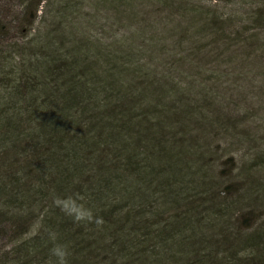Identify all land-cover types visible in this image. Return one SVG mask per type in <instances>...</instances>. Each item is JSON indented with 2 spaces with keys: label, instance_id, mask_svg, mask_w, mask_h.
<instances>
[{
  "label": "trees",
  "instance_id": "trees-1",
  "mask_svg": "<svg viewBox=\"0 0 264 264\" xmlns=\"http://www.w3.org/2000/svg\"><path fill=\"white\" fill-rule=\"evenodd\" d=\"M194 1L0 0V264H264V161L203 80L264 67V0Z\"/></svg>",
  "mask_w": 264,
  "mask_h": 264
},
{
  "label": "rangeland",
  "instance_id": "rangeland-1",
  "mask_svg": "<svg viewBox=\"0 0 264 264\" xmlns=\"http://www.w3.org/2000/svg\"><path fill=\"white\" fill-rule=\"evenodd\" d=\"M194 2L204 8H208L207 6L212 7L210 5L214 4V2L208 0H196ZM213 7H215V5ZM228 7L230 6L228 5L226 9ZM140 8L146 12L149 11V9L154 8V5L150 4V2L149 3L147 2V3H143L140 6ZM84 9L86 11L89 10L88 7H85ZM217 10L219 11V8H217ZM122 13L121 15H118L116 19H109V20H106L104 18L99 19V21L94 25V28H96L97 31L99 30L105 31L106 27H108V25L112 23L115 27L114 29L119 28L118 30L115 31L118 36L129 35V31L126 30L125 26L131 24L133 25L134 21H136L137 18L134 16L129 18L125 12L123 14ZM159 30L157 29V32ZM170 31L175 37L180 36L182 34V32L177 30L171 29ZM205 32L207 33L206 35L205 33L202 34V32H200L201 36H197L196 38L199 39L197 43L200 46H203L207 43L210 44L211 39L213 37L212 31H209V29L206 30ZM263 35L264 33H262L261 36L263 37ZM114 36L116 37V35ZM161 36L162 38H164V41L166 42L164 44L166 45L170 44V48H171L172 47L171 40L173 39V37L170 36V34L168 35L161 34ZM185 44L186 42L180 44L179 48L172 51L173 55L176 58L188 50L187 47L189 46V44L188 46ZM210 47L207 48L208 52H210L211 49ZM235 48L241 49L237 47V45H235L234 43L230 44V49H235ZM219 50L211 51L207 57V60L204 61V65L206 67H215L217 72L221 71L222 69H226L225 67L227 65L225 64L228 61L230 62V60H228L229 49L223 52L222 55H219L221 53ZM253 50L252 52L251 50H248L246 54L252 55L253 53H259V50H257L256 48H254ZM240 64L237 65L240 68L236 67L235 69L228 70V72L231 71L234 72V76L232 79H229L231 78L229 75L228 78L227 76L224 75H221L222 77L220 75L218 76L217 72L216 73L207 72L203 75V80L207 81V83L216 82L220 84L221 88H225L226 91L224 92L225 95L231 96V98L234 101H236L237 104L230 103L228 109L227 107H225L223 113L225 112L227 118H231V120L233 119L232 120L233 125L237 127L239 131H242L248 136L247 144L239 143L238 145V143L233 140L225 143L226 145L222 146L221 153L228 149L234 150L232 148H236L238 150L232 152L231 154L237 157L239 159L238 161L242 159V162L243 161L248 162V160H250L249 162L251 163H254V161L260 162V161H264V67L262 66L260 67L259 65L255 66L254 64L246 65V66L243 65L244 66L243 67ZM242 67L243 69H241ZM246 75L247 77H245ZM215 78H220V79L216 80ZM222 91L223 90L221 89V92ZM232 107H234V109H232ZM255 145H257V147H254ZM223 147L224 149L225 148L226 149L223 150Z\"/></svg>",
  "mask_w": 264,
  "mask_h": 264
}]
</instances>
